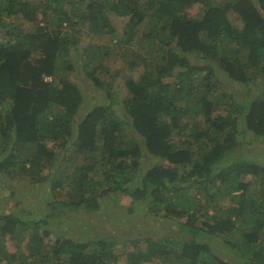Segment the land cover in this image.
<instances>
[{
    "label": "trees",
    "instance_id": "obj_1",
    "mask_svg": "<svg viewBox=\"0 0 264 264\" xmlns=\"http://www.w3.org/2000/svg\"><path fill=\"white\" fill-rule=\"evenodd\" d=\"M36 4L0 0V202L23 203L21 182L47 185L51 199L38 221L0 213V263L264 264V165L239 153L248 134L264 136V0ZM108 13L126 18L116 46H133L115 73L127 96L117 101L108 70L97 74L87 59L83 84L108 103L82 114L84 91L67 77L76 41L63 30L87 22L96 35H114ZM132 63L142 67L137 77ZM62 151L74 177L53 173ZM61 187L71 188L70 203ZM118 199L138 218L126 231L55 233L46 243L50 224ZM27 230L24 250L7 253L4 242Z\"/></svg>",
    "mask_w": 264,
    "mask_h": 264
},
{
    "label": "rangeland",
    "instance_id": "obj_2",
    "mask_svg": "<svg viewBox=\"0 0 264 264\" xmlns=\"http://www.w3.org/2000/svg\"><path fill=\"white\" fill-rule=\"evenodd\" d=\"M42 1L43 0H34V3L37 2L38 4ZM67 4L68 8H70L71 3ZM84 11L85 9L83 7L80 12ZM188 13L193 16L196 15L197 12L196 9H190L188 10ZM107 18L116 31L114 35H96L94 34V32H91V26L87 22H78V24H76L77 26L74 25L73 29L69 27L64 28L63 30L64 34L76 41L75 46L71 49L70 52L72 64L74 65L75 69L73 72L68 73L67 77L69 78V80L75 82L79 89L84 91L83 106L81 109L82 114L89 108L94 107V105L98 104L99 102L108 103V101L104 98V93L96 94L93 90H90V86H88L87 88L83 84V82L86 80L82 77L84 72L82 69V65L86 63L87 59L90 62L91 67L97 68V74H101V69L99 68V66L105 67L108 70V77L105 78L106 83L111 84V86L113 87L112 92L117 97V101H121V99L127 96V90L122 80L115 75L117 71H121L122 69L127 68L126 62L121 55L124 52L127 54L132 53L131 51L133 49L132 46L130 50L126 51L116 46L115 43V41L121 36L123 32L126 24V18L116 17L112 13H108ZM229 19L233 24L238 23L237 16L233 13L229 15ZM141 29L142 27H139L137 29V32H140ZM127 57L130 59V56ZM138 63H132L130 65L131 70H129V74L133 75L134 77H137L142 73V67ZM87 83L89 82H86V84ZM85 88H87V90ZM241 93L243 92L241 91ZM244 99L245 97H243L242 101H244ZM198 119L199 118H197V120ZM182 139L183 138L177 135H174L173 137V141H175L176 144L181 143ZM245 142H248L250 144V147H246L243 145L239 153H245L246 155L252 156L254 157L255 161H258L259 163L264 165V136L255 138L250 133L246 136ZM70 154V151H68L67 154L62 151L60 153L61 156H59V160L58 158L56 160L57 164L54 165L53 173L58 171L57 173L61 179L66 175L69 177H74V174L76 172L75 164L67 159ZM238 159H240L238 156L229 158V160L233 161ZM75 163H81V160ZM89 174L91 175V173ZM19 185L23 190V192L18 195L20 197L19 200H23L24 202L17 203L15 201L9 202V200H4L3 202H0V213H7V211L11 212V210L16 209L14 213H19L18 215L21 216L24 221H38L40 219H43L47 213L44 200L51 199L48 186H27L22 182ZM59 189L61 200L70 203L71 194L69 193L71 188L61 187ZM3 191H5V187H0L1 194ZM118 201V203H113L109 200L108 202L103 201L100 204L101 206L98 205V209L95 210L96 212L91 211L87 213L86 211L82 212V209H80L77 213H72L70 216H64L63 219H59L53 224H50L47 228L52 232V235L46 239V243L48 245H52L54 243L56 236L55 233L65 235V237L67 238L76 240L79 239L80 236L86 239H93L94 236L115 237L118 234L126 231L128 229V226L133 225L134 221L138 220V218L127 217L125 215L124 202L119 199ZM21 208L23 210H28V213H20ZM71 210L72 209H70L69 211ZM75 218L79 219L80 221H73L75 220ZM29 232L30 230L24 232V236L20 237L21 241H5L4 248L6 252L14 253L19 248L24 250L26 241L24 239L27 237ZM111 240L114 241V238ZM118 247V253L122 255L124 248L120 246ZM123 261V258H121L120 263L118 264H125ZM0 264H4V262Z\"/></svg>",
    "mask_w": 264,
    "mask_h": 264
}]
</instances>
